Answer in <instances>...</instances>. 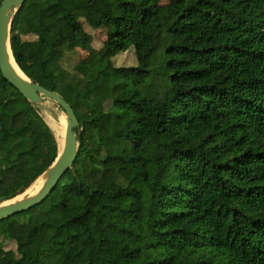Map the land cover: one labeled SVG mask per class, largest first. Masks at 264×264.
Segmentation results:
<instances>
[{"label":"trees","instance_id":"obj_1","mask_svg":"<svg viewBox=\"0 0 264 264\" xmlns=\"http://www.w3.org/2000/svg\"><path fill=\"white\" fill-rule=\"evenodd\" d=\"M10 47L79 127L49 195L0 221V264H264V0H24ZM57 154L0 72V203Z\"/></svg>","mask_w":264,"mask_h":264},{"label":"water","instance_id":"obj_2","mask_svg":"<svg viewBox=\"0 0 264 264\" xmlns=\"http://www.w3.org/2000/svg\"><path fill=\"white\" fill-rule=\"evenodd\" d=\"M23 2L24 0H2L0 3V72L6 81L16 87L23 97L29 101L40 103L45 98L54 100L65 112L66 126L63 142L58 144V154L43 173L46 178L41 189L32 196L23 197L8 203L5 202L11 199L1 202L0 221L14 214L27 211L41 203L57 185L63 173L71 168L77 154V129L79 123L72 106L56 91L32 82L21 71L12 55L10 27L14 12ZM9 51L14 63L19 68L20 74L11 65Z\"/></svg>","mask_w":264,"mask_h":264},{"label":"rangeland","instance_id":"obj_3","mask_svg":"<svg viewBox=\"0 0 264 264\" xmlns=\"http://www.w3.org/2000/svg\"><path fill=\"white\" fill-rule=\"evenodd\" d=\"M160 3L161 4L166 3V0H160ZM128 24L129 26H131L135 34L139 33L140 29L136 24V21L131 16H128ZM85 28L88 31H91L86 26ZM91 32L93 33L92 45L95 48L100 47L102 42L106 38V31L103 29H96ZM86 56H87V51L79 47H76L73 52L68 54V57L71 62L78 58H85ZM135 63H136V58L134 56V50L132 45L126 51L120 52L113 57V64L115 66L129 67L135 65ZM36 108L39 114L42 116V118L46 121V123L49 125V127L55 134L59 144V139L56 133V127H58L59 123L62 122L63 119L65 120V112L60 108V106L57 105V103H55L54 100L50 98H45L42 100V102L36 103ZM43 173H41L38 177L43 175ZM4 261H5V257L2 251H0V263Z\"/></svg>","mask_w":264,"mask_h":264},{"label":"bare ground","instance_id":"obj_4","mask_svg":"<svg viewBox=\"0 0 264 264\" xmlns=\"http://www.w3.org/2000/svg\"><path fill=\"white\" fill-rule=\"evenodd\" d=\"M9 56H10L11 65L13 66L15 71L20 74L19 68L14 63V60L10 54V51H9ZM65 126H66V121L63 119V121L59 123L58 127H56V133H57V137L59 139V144H61L63 142V138H64V134H65ZM45 178H46V175H44V174L41 175L40 177H38L35 180L36 182L34 181L33 184L30 187H28L22 194L16 196L14 199L6 201L5 203L12 202V201L21 199L23 197L35 195L41 189V187L45 181Z\"/></svg>","mask_w":264,"mask_h":264}]
</instances>
